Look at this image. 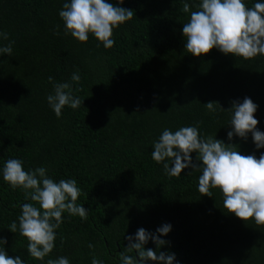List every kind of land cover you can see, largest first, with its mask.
<instances>
[{"label":"trees","instance_id":"obj_1","mask_svg":"<svg viewBox=\"0 0 264 264\" xmlns=\"http://www.w3.org/2000/svg\"><path fill=\"white\" fill-rule=\"evenodd\" d=\"M65 2L0 0V31L15 41L12 55L0 56V239L7 241L0 249L25 264L61 256L70 264H92L93 255L103 264H121L128 236L139 228L159 235L157 229L170 224L169 234L160 236L168 243L158 248L149 240L145 248L174 253V264H264V226L228 213L219 189L202 196V171L190 167L170 177L151 157L165 128L197 126L202 138L259 158L264 148H256L251 133L246 140H229L227 133L232 102L245 97L258 105L257 128L264 132V55L245 60L218 49L200 57L188 53L183 24L200 0H106L134 10L114 29L111 49L91 34L86 43L64 34L59 11ZM244 2L251 8L264 0ZM184 3L189 13L180 11ZM9 40L0 39V46ZM77 71L79 83L71 80ZM49 76L71 84L81 106H66L57 118L47 101L54 94ZM208 102H219L216 112L206 109ZM197 156L192 153L193 164H202ZM9 159L22 160L25 171L44 167L57 183L75 179L77 203L88 210L86 220L63 213L55 248L43 261L29 255L19 233L21 206L39 205L3 180Z\"/></svg>","mask_w":264,"mask_h":264},{"label":"clouds","instance_id":"obj_2","mask_svg":"<svg viewBox=\"0 0 264 264\" xmlns=\"http://www.w3.org/2000/svg\"><path fill=\"white\" fill-rule=\"evenodd\" d=\"M119 3L123 4L124 0ZM197 9L190 12L188 3L180 9L183 13L190 12V19L182 29L188 53L200 57L218 49L225 55L232 54L245 60L264 55V3H255L249 8L244 0H200ZM59 16L65 25V35L70 34L77 41L86 43L91 34L106 49H111L115 45L114 29L130 21L134 10L106 0H70L63 4ZM56 34L59 35V31ZM0 39L9 40V34L0 31ZM14 44V40H9L8 44L0 46V56H11ZM80 79L78 71L71 76L73 82L79 83ZM48 81L53 83L54 94H49L47 101L57 118L62 116L66 106L74 110L81 106V99L72 94L71 84L54 83L51 76ZM217 103L208 102L205 107L214 113ZM257 109L258 105L247 97L243 102H232L229 140L236 136L246 140L251 133L256 148H264V132L258 130L259 121L255 118ZM153 148L151 157L156 163L163 164L166 175L179 177L190 167L202 171L198 183L202 196L213 197L212 190L219 189L228 213L245 222L254 219L257 226H264V153L259 158L255 154L242 155L234 144H225L212 137L202 138L197 126L180 127L175 132L165 128ZM193 152L198 153L197 159L202 164H193ZM3 180L13 190H23L25 199L39 205L24 203L18 217L19 233L27 239V251L36 260L43 261L54 250L56 230L63 223V213L85 220L88 217V210L77 203L81 189L75 179H61L57 183L48 177L46 168L25 171L22 160L9 159L3 167ZM9 229L16 233L17 223L12 222ZM171 230L170 224H164L157 229L159 235H154L139 228L135 236L127 237L129 243L119 253L121 264H147L148 261L174 264V253H158L145 248L149 240H153L158 248L164 246L168 242L160 236H167ZM0 242L7 243L3 239ZM88 247L94 249L92 244ZM133 252L135 256L129 255ZM0 264L25 262L0 249ZM47 264H70V261L61 256L48 259ZM92 264H103V261L93 255Z\"/></svg>","mask_w":264,"mask_h":264}]
</instances>
